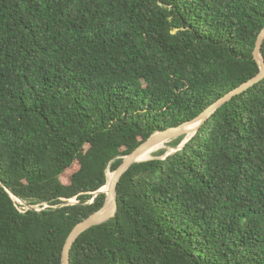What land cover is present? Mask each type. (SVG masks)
Listing matches in <instances>:
<instances>
[{
    "label": "trees",
    "instance_id": "obj_1",
    "mask_svg": "<svg viewBox=\"0 0 264 264\" xmlns=\"http://www.w3.org/2000/svg\"><path fill=\"white\" fill-rule=\"evenodd\" d=\"M263 29L264 0H0V264H62L107 171L256 76ZM166 152L70 264H264V79Z\"/></svg>",
    "mask_w": 264,
    "mask_h": 264
},
{
    "label": "water",
    "instance_id": "obj_2",
    "mask_svg": "<svg viewBox=\"0 0 264 264\" xmlns=\"http://www.w3.org/2000/svg\"><path fill=\"white\" fill-rule=\"evenodd\" d=\"M264 43V29L260 33L256 49L254 51L255 59L257 60L261 70L260 72L252 77L250 80L244 82L240 86L236 87L235 89L228 92L226 95L222 96L220 99L215 101L212 105H210L207 109H205L200 115H198L196 118L184 122L179 126L170 127L166 130H160L155 132L151 135V137L142 143L139 147H137L133 152L127 154L124 156V160L122 164L115 170V175L111 182L108 181V171H107V183L96 192L95 196H97L99 193H106V200L104 205L82 220L80 223H78L75 228L72 230L71 234L69 235L66 244L64 246L63 250V257H62V264H70L71 263V251L74 246L75 241L78 239V237L85 232L86 230L90 229L91 227L101 225L103 223H106L110 219L114 218L117 215L118 212V193H117V187L119 184V181L123 174L136 162H141L149 159L155 158V156L149 157V158H142L144 154L153 146L156 144L166 141V140H173L179 136H186L188 133V130H186V126L190 123H198L194 133L189 139H184L181 144L178 147L174 148L173 152H169L165 154V156H161L162 158H165L171 153H174L181 148L184 147V145L192 139V137L199 131L200 127L214 114L221 106L232 100L235 96L245 92L250 87L254 86L256 83L260 82L262 79H264V58L262 56L261 50ZM109 170V169H108ZM106 186H108L106 188ZM12 196L16 199H20L19 197L15 196L11 192ZM22 200V199H21ZM76 200V199H75ZM24 201V200H22ZM93 201V200H92ZM91 201V202H92ZM25 202V201H24ZM74 203L78 202L70 200L68 203ZM66 203V204H68Z\"/></svg>",
    "mask_w": 264,
    "mask_h": 264
},
{
    "label": "bare ground",
    "instance_id": "obj_3",
    "mask_svg": "<svg viewBox=\"0 0 264 264\" xmlns=\"http://www.w3.org/2000/svg\"><path fill=\"white\" fill-rule=\"evenodd\" d=\"M197 125H198V123L196 122V123H190V124H188V125L186 126V130H188V133H187V136L185 137V139H186V138L189 139V138L192 136V134L194 133V131H195L196 127H197ZM160 146H162V142H160V143L156 144L155 146L151 147V148H150V149L144 154V156H143L142 158H146L145 155H146L147 153H150L151 151H153L154 149L159 148ZM149 157H151V156H148L147 158H149ZM114 175H115V172H114ZM114 175L112 176V178H109V180H108L109 182L112 181ZM107 187H108V186H106V188H107Z\"/></svg>",
    "mask_w": 264,
    "mask_h": 264
},
{
    "label": "built area",
    "instance_id": "obj_4",
    "mask_svg": "<svg viewBox=\"0 0 264 264\" xmlns=\"http://www.w3.org/2000/svg\"><path fill=\"white\" fill-rule=\"evenodd\" d=\"M15 200L17 201V204H18V207L19 209L22 211V212H26L27 210L29 209H36V210H43L47 207H49V205L47 203H44V204H36V205H30L24 201H22L21 199H16Z\"/></svg>",
    "mask_w": 264,
    "mask_h": 264
},
{
    "label": "rangeland",
    "instance_id": "obj_5",
    "mask_svg": "<svg viewBox=\"0 0 264 264\" xmlns=\"http://www.w3.org/2000/svg\"><path fill=\"white\" fill-rule=\"evenodd\" d=\"M172 141H173V140H166V141H163V142H162V146H160V147L157 148V149H154V150L151 151V152L154 153V154H156V153L159 152L161 149H167L166 154L169 153V152H173L175 147L171 144ZM151 152H150V153H151ZM148 156H149V153H147V154L145 155L146 158H147ZM153 156H154V155H153ZM163 156H165V155H163ZM110 173H112V172H109V174H110ZM109 174H108V175H109ZM109 178H112V175H110ZM72 201L74 202V201H76V200H75V199H72Z\"/></svg>",
    "mask_w": 264,
    "mask_h": 264
}]
</instances>
